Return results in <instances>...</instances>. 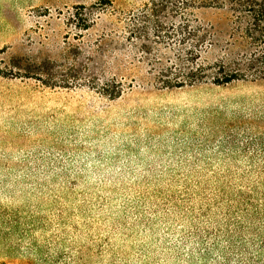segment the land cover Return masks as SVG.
<instances>
[{
    "label": "rangeland",
    "instance_id": "1",
    "mask_svg": "<svg viewBox=\"0 0 264 264\" xmlns=\"http://www.w3.org/2000/svg\"><path fill=\"white\" fill-rule=\"evenodd\" d=\"M182 12L0 0V264H239L257 248L264 76L212 83L227 14L195 6L219 44L183 77Z\"/></svg>",
    "mask_w": 264,
    "mask_h": 264
},
{
    "label": "trees",
    "instance_id": "2",
    "mask_svg": "<svg viewBox=\"0 0 264 264\" xmlns=\"http://www.w3.org/2000/svg\"><path fill=\"white\" fill-rule=\"evenodd\" d=\"M176 2L183 10V40L193 41L187 48L190 53H187L181 62L185 70L183 77L186 75L187 78L193 79L192 81L199 80L202 77L200 73L202 67L197 66L194 70L192 57L197 55V59H200V49L219 44L217 32L212 28L191 27L188 10L195 6L198 9H216L227 14L229 27L227 40L221 41L220 48L224 52L222 58L213 64L215 75L212 77V83L220 86L264 76V0H176ZM197 47L199 48L197 53H191ZM255 240L257 248L254 250L250 247L245 248L239 255V264H264V235H256Z\"/></svg>",
    "mask_w": 264,
    "mask_h": 264
}]
</instances>
